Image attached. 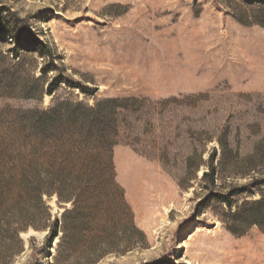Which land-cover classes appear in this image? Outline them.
I'll use <instances>...</instances> for the list:
<instances>
[{
	"label": "rangeland",
	"instance_id": "obj_1",
	"mask_svg": "<svg viewBox=\"0 0 264 264\" xmlns=\"http://www.w3.org/2000/svg\"><path fill=\"white\" fill-rule=\"evenodd\" d=\"M262 174L264 0H0V264H264Z\"/></svg>",
	"mask_w": 264,
	"mask_h": 264
},
{
	"label": "trees",
	"instance_id": "obj_2",
	"mask_svg": "<svg viewBox=\"0 0 264 264\" xmlns=\"http://www.w3.org/2000/svg\"><path fill=\"white\" fill-rule=\"evenodd\" d=\"M47 70L44 68L43 72ZM62 80L60 78H54V80L49 85L47 93L52 95L57 87L60 85ZM69 87L78 88L81 92L85 94H93L97 91L96 88H91L90 86L83 85L81 82H73L72 80L68 83ZM87 112L86 127L83 129L85 131V141L89 144H101L106 145L109 139V131L106 129V123L100 115H97L94 107H89L85 109ZM58 108H53L48 111L45 115H61ZM63 116V115H61ZM92 117V118H91ZM91 118V119H90ZM84 124V123H83ZM83 133V132H82ZM217 161V148L209 154L207 161V168L203 172V178L206 181L214 184L217 180L218 165ZM89 182H93L96 179L94 174L89 175ZM247 194L248 196L260 195L257 200H246L242 205L237 206L235 210L233 209L236 205V196ZM216 200L222 202L230 209L229 220L224 222L227 224V228L235 233H244L248 228L252 226H258L260 229L264 230V174L261 176H253L248 184L240 186L228 194L217 193ZM60 219L55 217L53 224L51 226L50 236L48 238L49 242L52 244L59 236ZM6 225V223H4ZM29 226L37 227L33 222H26L22 226V230H26Z\"/></svg>",
	"mask_w": 264,
	"mask_h": 264
}]
</instances>
